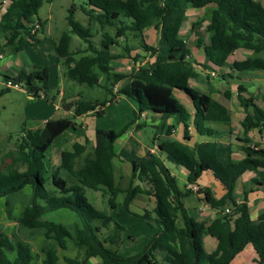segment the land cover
Masks as SVG:
<instances>
[{"label":"trees","instance_id":"trees-1","mask_svg":"<svg viewBox=\"0 0 264 264\" xmlns=\"http://www.w3.org/2000/svg\"><path fill=\"white\" fill-rule=\"evenodd\" d=\"M41 5L42 0H9L1 10L0 35L7 44L14 45L15 51L41 41V29L45 23L38 15ZM209 5H212L207 26L209 39L203 41L199 38L197 41L203 49L205 64H208H203L204 68L213 72L220 69L219 75L223 80L242 70L264 71V7L256 0H82L80 4L71 0L66 14L69 30L61 32L54 40V46L58 60L66 66L67 77L72 81L85 83L88 87L100 86V75L109 71L110 61L116 58L112 49L127 42L130 31L142 36L147 27L161 28L164 52L151 47L155 60L139 66L128 75L130 81L123 88L114 92L104 86L109 96L103 100L80 98L66 102L63 108L72 114L64 120L50 119L37 130L26 129L22 125L19 131L8 134L11 146L6 149L0 166V198L6 197L8 219H14L21 228L42 230L44 238L49 241L41 246L43 264H61L57 250L67 249V239H73L87 256L99 257L100 264H231L234 256L248 244L256 253V264H264V211L257 221L250 220L245 196L238 202L234 191L236 180L246 171L254 174L250 181L252 186H264V148L244 145V158L221 165L215 158V138L224 132H219L212 125H230L229 110L209 94L189 85V79L199 77V73L187 60L189 49L179 32L186 8ZM77 10L88 17L90 25L99 27L102 36L98 44L92 39V27L83 26L76 19ZM36 23L40 30L34 28ZM73 35L85 43L84 49H71ZM124 48L129 52V45ZM238 48L250 50L252 55L228 62V57ZM224 68L229 71H223ZM0 77L4 83L9 81L22 87L33 98L43 96L50 100L46 69L17 74L0 72ZM9 89L4 84L0 95ZM175 90L184 92L191 99L192 117L175 95ZM236 90L237 101L245 112L241 127L245 131L252 128L261 130L264 127V93L260 103L243 84H238ZM120 96L130 97L137 103L130 124L137 123L145 111L160 114L155 128L158 134L165 128L166 139L158 147L165 152L167 161L188 170L189 183L193 184L202 171L208 170L224 186L225 192L219 198L207 188H197L208 205L219 210L209 224L188 214L182 201L184 192L178 187L176 177L153 152L130 162L131 177L125 189L116 185L113 143L129 125L120 131L96 129L91 156L76 166V158L84 146L74 143L71 151L61 153V164L48 175L45 153L56 138L58 128H75L77 123L71 119L92 111L101 116L105 106L116 103ZM170 117L175 122L166 125ZM190 122L199 135L211 136L213 140L188 145L170 137L175 125L181 123L184 137L188 139ZM136 126L138 129L141 127L138 123ZM227 133H231V129ZM134 179L138 181L135 185ZM26 188L30 192L18 215L14 216L9 197ZM85 188L107 196L108 207L117 216L144 221L150 228H155L140 251L132 255L121 253L124 225L113 219L110 213L90 204L82 194ZM122 192H126V197L117 201ZM137 193L152 196L153 207L144 209L142 213L132 211L129 201ZM61 208L71 211L78 221L67 225L44 217ZM226 208L229 212H225ZM205 234L216 239V247L210 253L203 247ZM67 262L80 264L76 258H69ZM0 264H38L29 243L15 233L7 235L1 223Z\"/></svg>","mask_w":264,"mask_h":264},{"label":"rangeland","instance_id":"rangeland-1","mask_svg":"<svg viewBox=\"0 0 264 264\" xmlns=\"http://www.w3.org/2000/svg\"><path fill=\"white\" fill-rule=\"evenodd\" d=\"M67 1L69 0H42V5L38 10V15L42 19H45L48 16L49 12H52L51 27L53 26V28L57 29L53 31L55 35L58 34L57 33L58 30L59 32H61V29L69 30V27L66 25V21L64 18V15H66V7L68 6ZM74 1L77 4H80L82 2V0H74ZM211 7L212 6L205 8L204 10H202V12L198 11L197 14H195L194 11H192L188 7L186 9L187 11L185 10V18L183 21V23L185 22L187 23V27L183 28L182 31L180 30L179 35L185 42L187 48L189 49V55L187 60L190 62V65L198 73H200L203 79L199 87L206 88L204 83L205 81L209 83L208 87L212 92H215L217 90L216 88L218 87V93L220 94V96L216 95L215 94L216 92L214 93L215 96H218L222 100V102L231 106V108L234 109L239 105L236 98V94H237L236 88L239 82L238 79L226 77V79L223 80L222 77L219 75L220 71L213 72L211 71V69H206L203 66V64H205V61L202 62L198 61V59L199 60L201 59L199 56L200 47L198 46L197 41L199 38H201L203 41H208L210 36V32L207 30V26L209 25V14ZM75 16L76 18H78V20L83 26L90 25L87 23V19L82 13H77L75 14ZM90 26L92 27V32L94 34V37L92 39L96 44H98L101 39L102 32L99 30L98 26L95 25H90ZM144 33L145 36L143 40L140 39L139 36L133 37V35L136 34V32L134 31H130L128 33L127 42L121 44L122 48L116 47L115 51L113 52L116 55V58L110 61L109 67L111 66V69L114 68V69L122 70L123 68L118 67L114 63L120 64V62H118L117 59L122 60V57L127 56L129 59L127 60L124 66H129L130 69L134 68L132 70L134 71L137 61H139V66H140V65H148L150 60L151 61L155 60V53L153 50H151V47L158 48L160 49V52H164V49L162 48L161 28L154 29L153 27H148L144 31ZM128 44L131 47V52L130 50L129 52L125 51L124 46ZM85 47H86L85 43H82V41L78 37L73 35L71 41V49L77 50V49H84ZM137 49L138 51H136ZM20 55H21L19 56L20 58H17L18 55L16 56L15 62L17 64L22 62L21 65L22 71H25L26 73L34 72V71L42 72L43 69H46L47 86L51 90L49 94L50 100L44 98L43 96L29 100L26 94L22 90L13 87L8 92L0 95V138L5 137L4 135H7L10 132L12 133L17 132L22 124H25V126L34 125L39 123V120L43 118L45 119L52 118L58 121L64 120L67 114L62 108L66 102L77 100L80 98L82 99L100 98L102 100L104 99V97L109 96L108 94H106L105 91H103L105 90L104 86H107L108 88H111L113 90L114 87L119 82V80H121L117 76L114 77L110 72L108 74V79H106L105 77L102 78L104 74L100 75V81H99L100 86H96V87H88L85 83H77L72 81L70 78L67 77L66 66L62 64L61 61L58 60L53 41L47 34H45L44 38L43 37L41 38V41L38 44L31 46L30 48L24 49L20 53ZM11 56L12 53L9 51V48H7L4 60L5 61L8 60L9 58H11ZM230 60H233V57H231ZM111 69L109 71H111ZM242 71L246 72L244 70ZM120 75L126 76L129 75V72L127 73L121 72ZM237 76H239L241 80H243L242 84L244 85V87L248 86L249 90H251V92L255 95L258 101L262 103L261 93L263 91L262 89L264 85V80L255 79V77L251 78L249 76H245V74L237 75ZM125 82L126 80L122 79V81H120L119 83L124 84ZM253 84L254 85L258 84V85H256L255 87L253 86ZM2 86H4V83L2 82L0 77V88ZM57 90L62 92L61 93L62 96L56 92ZM90 100H94V99H90ZM131 103H135V102H132V100H127L126 98H122L120 99V101L108 105L107 108L105 109V113L102 116H98V117L95 116V121H96L95 126L98 127L101 126L106 129H113L114 131H120L123 130L127 125H129L127 126L126 130L121 134L122 136L120 135L121 139L127 137L128 139L127 143H125L122 150H121L122 145L118 144L120 155L123 156V158L129 157L128 154H126V152H128L132 156V158H137L138 156L137 152L138 150H140L141 144L142 145L144 144V146L151 145L152 139L155 138V136H159L157 133L158 131L157 128L154 127L151 128L145 127V129L140 132L134 129L135 123L130 124V122L134 118L131 109ZM135 105H137V103H135ZM57 106L58 107L61 106L62 108H59L58 110ZM67 116H71V113L70 114L68 113ZM75 121L79 122L78 118H76ZM219 126L222 128L228 127L225 126L224 124H220ZM64 130L65 128L63 129H61V127L58 128L57 136L61 134ZM232 131L234 132L235 130L232 129ZM63 137L66 139V135ZM158 138H159L158 141H161V143L166 139V137H158ZM196 138L199 139V135L196 134ZM208 138L210 139L213 137L210 136ZM58 144L59 142L56 139L49 146L48 150L45 153L47 158H48V153L54 150L56 148V145ZM86 145L79 155L80 159L78 160V164L83 163L85 158L92 155V151H90ZM10 146L11 144L8 142V137L3 143H0V166L3 165L2 163H3L4 153L6 149ZM252 147L255 148V145H252ZM85 150L86 152L90 151V153H87L84 157H82V154L84 153ZM47 158L44 159L45 165L47 163ZM56 158L57 157L53 159L56 160ZM166 163H168V166L174 168L173 164L169 163L168 161H166ZM114 166H115L114 181L116 185L120 186L122 189H125L129 184L131 175L130 177L124 176L122 179L118 178L119 179L118 180L117 177L119 170L117 169L115 163ZM136 183H138V181L137 179H134L133 185H135ZM142 185L146 186L143 183ZM194 187L195 185L189 184L186 190H192L196 192V189ZM29 192L30 191L28 190V188H26L21 192L9 197L8 201L10 203V207L12 208L11 210L13 211L14 216L18 215V206L22 209L23 204L26 200V196L29 194ZM82 194L85 196L86 200L90 204H92L96 209L106 211L112 214L114 216L113 219L117 220V222L124 225L125 230L126 229L134 230L137 227L141 228V230L143 229L142 233H139V236L137 237L138 239H136L135 241L133 239L128 240L129 245H131L130 249L133 250L131 254L140 251L142 249V246L143 247L145 246L144 242L146 239H148V236L151 233V228L146 223H142V225L139 226L137 222H131L129 217L127 216H115L116 212L108 207L107 196L103 197L100 191H94L92 189L85 188ZM126 195H127L126 192H122L121 194L118 195L117 201H122L126 197ZM1 199L2 201H0V204H3L4 206L6 204V197H2ZM129 203H130L129 208L132 211L137 213H142L144 209H151L153 207L154 200L153 197L148 194L137 193L129 201ZM59 212L64 214L61 209L59 210ZM69 214H70V218H73L72 217L73 213H69ZM59 217H61L59 214H48V216H45V218L48 220L54 222H62L67 225H71L74 222H77V221L70 223L63 222L60 220ZM0 223L3 225V230L7 235L11 236L13 233H15L17 236L20 237V239L28 242L31 247L32 253L36 258L37 263L43 264L42 260L44 258V254L41 252V246L49 241H47L44 238L41 229L29 230L26 228H21L20 226H18L17 222L14 219H8L6 211L4 212L1 207H0ZM125 230L123 231V240L120 245V250H122V244H124L125 241V236H126ZM203 247L205 251L208 250L205 243L203 244ZM59 249H58L59 250L58 258L61 264H68L67 259L69 258L78 259L80 264H100L101 262L99 257L87 256L85 250L80 246L76 245L73 239H67V249L65 250L61 248ZM124 253L125 251H123V254Z\"/></svg>","mask_w":264,"mask_h":264},{"label":"crops","instance_id":"crops-1","mask_svg":"<svg viewBox=\"0 0 264 264\" xmlns=\"http://www.w3.org/2000/svg\"><path fill=\"white\" fill-rule=\"evenodd\" d=\"M256 1L260 2V4L264 7V0H256ZM70 2H71V0L67 1L68 6H69ZM8 3H9V0H0V15H1V10H3ZM209 6H212V5H209ZM209 6H206L204 8L189 7V9H191L192 11H194L195 14H197L198 11L202 12V10H204L205 8H207ZM67 7H66V14H67ZM77 13H82V12L80 10H77L75 14H77ZM83 15L86 17L87 23L89 24L88 17L85 14H83ZM64 18L66 21V15H64ZM40 19L42 21H45V23L43 24V28L41 29L42 37L44 38L45 34H47L52 39L53 44H54V40L60 36L63 29H61V32H59V30H58L57 31L58 34H56V35L53 33V31L57 30V29L53 28V26L51 27V25H52V23H51L52 12H49L48 16L45 19H42V18H40ZM76 19H78V18H76ZM186 27H187V23L185 22L182 24L180 30L182 31L183 28H186ZM147 28H145L144 31ZM144 31L142 33V36H139L140 39H142V40L144 39V36H145ZM138 35L134 34L133 37H138ZM149 46H151V45H149ZM30 47H28V48H30ZM118 47L122 48V46H118ZM7 48H9V51L12 53V56H11V58H9L8 60L5 61L4 57H5ZM115 49H116V47H114L112 49V52H114ZM129 50L131 52L130 45H129ZM22 51H15L14 45L7 44L5 38L2 35H0V55H1L0 72L8 73V74H17L18 72L22 71V68H21L22 62H20V63L18 62L19 64H17L15 62L16 56L18 55L17 58H20L19 56H21L20 53ZM136 51H138V49ZM199 52H200L199 56H200L201 60L198 59V61H200V62L205 61L203 49L200 48ZM15 54H17V55H15ZM251 55H252V51L246 50L244 48H238L228 57V62L232 63L233 61L241 60V59H243L247 56H251ZM231 57H233V60H230ZM128 59L129 58L127 56L122 57V60L117 59V61L120 62V64L119 63L118 64L114 63V64L117 65L118 67L123 68V69L122 70L114 69V68L111 69V66H110L111 71L104 73L102 78L105 77L106 79H108V74L110 72L114 77L120 75L121 72H123V73L129 72V75H130L133 72L132 70L134 68L130 69L129 66H124ZM150 62H152V61L150 60L149 63ZM138 67H139V61L136 62L135 70ZM219 70L220 69H217V71H219ZM223 71L227 72L229 70L227 68H224ZM244 71H246V72L240 71V72L233 73L232 78L238 79V81H239L238 84L243 83V80H241V78L239 76H237V75H242V74H245V76H249L251 78L255 77V79H263L264 80V71L263 70H244ZM120 79L121 80H119V82L122 81V79L126 80V82L124 84L118 82L117 85L113 89L114 92L123 88L124 86H126L130 81V78L128 75H126L125 77L120 78ZM201 81H203V79L199 73V77H197L195 79L194 78L189 79V84L191 86H193L195 89H197L198 91L209 94L213 99L220 102L221 104H223L225 107H227L230 110L231 122H230V125H225L228 127L222 128L219 126L220 124L212 125L215 128H217L216 130H218L219 132H221V133L224 132V134H222V136H220L219 138H215V140L217 141V146H216V150H215L216 160L221 165H226L231 160L238 161V160L244 158L246 156V154L243 150L244 145L250 146V147H252V145H255V149L256 148H264V127L261 130H258L257 128H252V129L245 131L244 128L241 127V125H240V122L242 121V119L245 116V112H244L243 108L240 105H238L234 109L231 108V106L222 102V100L218 96H215V94L220 96V94L218 93V87L216 88L217 89L215 91L216 93L212 92L210 90V88L208 87L209 83L206 81L204 82L206 88L199 87L201 85ZM256 85H258V84H256ZM256 85L253 84V86H255V87H256ZM117 87H120V88H117ZM11 88L12 87H10V89ZM13 88H17V89L22 90L26 94V96L29 100L34 99L32 96L28 95L22 87L18 86V87H13ZM246 88H247V92L249 94L254 95L251 92V90H249L248 86H246ZM262 90L263 91L261 93V97L264 93V85H263ZM103 91H105V90H103ZM58 93H59V95H61L62 92L58 91ZM174 93L180 99V101L185 105V107L187 108L188 112L191 114V117H192V115L194 114V108L192 106L191 99L184 92H182L180 90H175ZM122 98H126L127 100H132V102L136 103L135 100H133L132 98L127 97V96H120L118 98L117 102L120 101V99H122ZM88 99L89 100L90 99H98L101 101L100 98H88ZM88 99H86V100H88ZM135 103H131L132 113H134V111L137 109V105H135ZM238 104H239V102H238ZM108 105H110V104H107L105 106L104 113H105V109L107 108ZM59 108H62V107L57 106L58 110H59ZM62 109L66 112L67 115H68V113L72 114V111H66L64 108H62ZM67 115L65 116V118L69 117ZM95 116L96 115L92 111V112H89V113L84 114L82 116L75 117V120H76V118H78V120H79V122H76L73 119L74 122L78 123L77 126L75 128H72L71 126L65 127V130L61 134H59L57 136V138H55L53 140V142H54L57 139L59 144L56 145V148L54 150H52L51 152L48 153V158L45 155V158H47L46 167L48 170V175L51 172H53V170L61 164V153L63 151H71L74 143L82 145V146H84V148H85V145L87 143V145H86L87 148L90 151H93L94 146H95V131H96V129H106V128L101 127V126L100 127L95 126V122H96ZM133 116H134V114H133ZM50 119H52V118H47V119L43 118V119L39 120V123L34 124V125H29V126H25V124H22V125H24L26 129H31V130L41 129L44 127V125H45L44 123H46ZM159 121H160V114H156V113L151 112V111H145L141 114V116L139 117V119L137 121V123L140 124L141 127L138 129L136 126L137 123H135L134 129L140 132V131H143L145 129V127H148V128L154 127L155 128V126L157 124H159ZM174 122H175L174 119L170 117L166 120V125L173 124ZM22 125H21V127H22ZM21 127H20V129H21ZM33 128H36V129H33ZM229 129H231V133H227V131ZM232 129H234L235 131L233 132ZM161 130H162V131H160L161 133L158 134L159 136H155V138L152 139L151 145H145L144 146V144L143 145L141 144L140 150H138V152H137L138 153L137 158L142 157V156L146 155L148 152H152V151H153V153L159 155V157L164 161L166 166L170 169L171 173L176 177L178 187L181 189L182 192H184V196L182 197V201L184 203V206L187 209L188 214L190 216H192L195 220L205 222V224L207 225L218 215L219 210L213 209L208 205V203L204 199L203 193H198L197 191L195 192L192 190H190V192H185L187 189V186L189 184H191L187 180L188 170L181 165H176V164L169 162V161H168L169 163L173 164L174 168L168 166V163H166L167 160L165 158V156H166L165 152L161 151L158 147V144L161 143V141H158V139H159L158 137H165V128H163ZM8 134L4 135L5 137L0 138V143H3L6 140V138L8 137ZM196 134L199 135L196 132V129H195V126L193 125V123L190 122L188 125V136H189V138L186 139L184 137L183 124L177 123L175 125V127L172 129L170 137L174 140L186 143L188 145H193L196 142H203V141H207L210 139L213 140V138L209 139L207 136H204V135H199V139H197ZM65 135H66V139L63 137ZM121 136L119 135L118 138L113 143V148H114L115 155H116L113 159V162L115 163L117 169L119 170L117 179L118 178L122 179L124 176L130 177V175H131V163L130 162L133 159H135V158H132V156L128 152H126V154H128V156H129L128 158H123V156L120 155L118 144L122 145V148H121V150H122L125 143H127V141H128L127 137L124 139H121ZM240 139H248V141L244 142V141H240ZM120 141H121V143H120ZM48 148H47V150H48ZM90 151L86 152V150H85L84 153L82 154V157H84L87 153H90ZM55 157H57L56 160L53 159ZM79 159H80V157L78 156L76 158V166H78V160ZM55 161H56V163H55ZM253 176H254V174L251 171L244 172L236 180L234 191H235V195H236V200L238 202L242 201L244 199V196H245V199H246L245 202L248 206L249 218L252 221H257L259 218V215H261V213L264 211V186H252L250 181H251V178ZM192 185H195L197 188L200 187V188L209 189L210 192L213 194V196L216 198L221 197L223 195V193L225 192L224 186L221 184V182L219 180H217L211 174V172L208 170L202 171L200 176L196 179V181ZM0 201H2L1 198H0ZM0 207L5 212V205L3 206V204H0ZM20 210H21V208L18 206V213L20 212ZM59 210L49 212L45 216H48V214H59L61 216L59 218L63 222H69L70 223V222L78 221L77 218L74 216V214L72 216L73 218H70L69 213H72L71 211H68L65 208H61V210L64 213V214H62L61 212H59ZM115 216H117V215L115 214ZM112 217L114 218L113 215H112ZM129 219L131 222H137V224H139V226L142 225V223H145L144 221L132 220L130 217H129ZM125 231H126V236H125L124 244H122L121 253L123 254V251H125L124 255H132L131 253L133 252V250L130 249L131 245H129L128 240L133 239L135 241L136 239H138L137 237L139 236V233H142L143 229L141 230V228L137 227L134 230L133 229L132 230L126 229ZM154 231H155V228H151V233L149 234L148 239L145 240L144 245H146V243L149 241L150 235ZM204 243L208 249L206 251L208 253L212 252L216 247V239L214 237L210 236L209 234H205L203 236V244ZM134 244H136V243H134ZM134 244H132V245H134ZM142 248H143V246H142ZM59 250L57 251V255H59ZM255 258H256V253H255L253 247L250 244H248L243 248L242 251H240L239 253H237L234 256V258L231 260V264H256Z\"/></svg>","mask_w":264,"mask_h":264},{"label":"built area","instance_id":"built-area-1","mask_svg":"<svg viewBox=\"0 0 264 264\" xmlns=\"http://www.w3.org/2000/svg\"><path fill=\"white\" fill-rule=\"evenodd\" d=\"M34 28H39V25L36 23V24L34 25ZM0 57H1V55H0ZM3 83H4V82H3ZM4 84H5L6 86H9V87H18V85H12L9 81H6ZM152 152H153V151H152ZM191 185H192V184H191ZM194 188H195L196 191H197V187L195 186ZM225 211H226V212H229V208H226Z\"/></svg>","mask_w":264,"mask_h":264}]
</instances>
